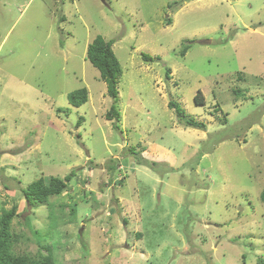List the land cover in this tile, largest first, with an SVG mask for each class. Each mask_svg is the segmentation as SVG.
<instances>
[{"label": "rangeland", "instance_id": "1", "mask_svg": "<svg viewBox=\"0 0 264 264\" xmlns=\"http://www.w3.org/2000/svg\"><path fill=\"white\" fill-rule=\"evenodd\" d=\"M98 35L123 70L119 122L87 59ZM170 101L207 130L180 124ZM72 171L62 195L25 200ZM14 206V252L50 245L55 264H258L264 0H0V215Z\"/></svg>", "mask_w": 264, "mask_h": 264}, {"label": "trees", "instance_id": "2", "mask_svg": "<svg viewBox=\"0 0 264 264\" xmlns=\"http://www.w3.org/2000/svg\"><path fill=\"white\" fill-rule=\"evenodd\" d=\"M169 24L170 21L168 20ZM192 41H186L181 50V56L185 57ZM114 41H106V39L98 35L89 44L87 49V59L90 63L99 70L101 79L107 85V93L113 100L110 110L106 114L108 121L119 122L120 112L118 108L119 90L118 83L122 76L123 70L121 64L113 50ZM142 59L146 63H154L157 60L150 55L143 54ZM200 95V96H199ZM70 105L79 108L87 103L89 100V92L87 88L75 90L68 95ZM196 105H204V99L199 92L195 96ZM168 107L174 110L179 123L190 128L206 131V125L199 123L193 118H186V112L182 106L174 101L168 103ZM225 123L224 125H226ZM119 129L117 124L113 126ZM132 154H135L132 150ZM139 164L148 167L154 166L156 163L138 155ZM115 170V168H111ZM76 175V171H72L63 179L58 177H49L48 179L41 177L35 182L31 183L23 190L25 200L29 205L47 203L52 196L62 195L68 188L69 184ZM18 216V208L14 206L10 210H2L0 215V264H55L54 255L50 245H40L41 250L38 254H16L14 246L18 242L19 236L13 232L12 224L14 219ZM45 251L46 253H43ZM258 264H264V259H260Z\"/></svg>", "mask_w": 264, "mask_h": 264}, {"label": "water", "instance_id": "3", "mask_svg": "<svg viewBox=\"0 0 264 264\" xmlns=\"http://www.w3.org/2000/svg\"><path fill=\"white\" fill-rule=\"evenodd\" d=\"M104 5H107V0H100ZM211 41H205V43H210Z\"/></svg>", "mask_w": 264, "mask_h": 264}]
</instances>
